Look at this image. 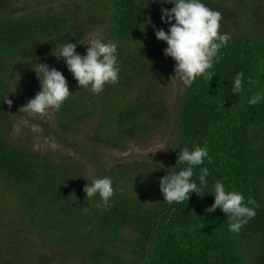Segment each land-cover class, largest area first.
Returning a JSON list of instances; mask_svg holds the SVG:
<instances>
[{
  "label": "trees",
  "instance_id": "16d2710c",
  "mask_svg": "<svg viewBox=\"0 0 264 264\" xmlns=\"http://www.w3.org/2000/svg\"><path fill=\"white\" fill-rule=\"evenodd\" d=\"M205 2L221 11L219 31L230 39L206 70L211 80L199 75L190 86L182 84L169 105L165 81L175 62L164 56L167 44L155 30L167 32L161 9L173 4L84 0L60 11L16 15L11 0H0V264H264V100L248 103L264 92V0ZM100 28L105 31L97 39L117 44L120 71L116 83L94 94L79 88L54 55L68 42L83 55L86 37ZM39 63L60 71L72 95L42 115L51 119L33 120L51 141L93 165L94 179H112L107 206L85 199L91 183L82 165L60 164L19 137L11 140L16 116L41 90ZM238 72L243 87L234 96ZM88 127L92 131L80 136ZM162 138L165 147L155 157L106 161L101 153L125 152L127 142L146 149ZM185 144L207 147L211 162L205 159L193 175L199 183L206 167L207 186L200 196L170 203L158 180L162 169L187 164L174 152ZM217 181L253 202L248 206L255 216L239 233L228 230L221 210L206 212Z\"/></svg>",
  "mask_w": 264,
  "mask_h": 264
},
{
  "label": "clouds",
  "instance_id": "9594fccd",
  "mask_svg": "<svg viewBox=\"0 0 264 264\" xmlns=\"http://www.w3.org/2000/svg\"><path fill=\"white\" fill-rule=\"evenodd\" d=\"M161 3L173 4L170 10L161 9V21L170 25L167 32L164 29L155 30L158 41L167 44L164 56L174 60L175 78H179L184 85L190 86L199 75H206L209 80L214 76L210 69L213 63H218L221 48L226 46L230 36L219 31L222 13L210 7L205 0H161ZM174 21V23H173ZM155 29V26H153ZM86 52L81 55L76 52V44L66 43L60 46L58 60L63 59L68 71L77 81L78 87L86 88L94 94L104 90L106 84H114L119 78L117 63V44L95 39L89 44ZM43 79L40 80V91L22 109L29 114H44L47 110H59L70 94L67 81L63 74L55 68L49 69L40 64ZM37 74V73H36ZM244 74L238 72L232 84V94L238 95L243 87ZM254 83L253 81H249ZM264 100V92H256L248 101L250 106ZM6 103L11 105V101ZM178 161L187 162L177 168L162 169L164 174L159 177L158 187L163 194V200L188 201L191 193L200 196L202 188L207 186L209 171L200 168L199 183L193 180L194 169L202 165L207 159L211 162L207 147L193 146L191 149L185 144L174 151ZM113 181L110 177L93 179L87 183L83 191L85 199L98 198L96 207L107 206L114 195ZM214 203L206 212L221 210L227 215L228 230L239 233L244 224L255 216V210L244 203V196L238 191H226L222 182L217 181L213 186Z\"/></svg>",
  "mask_w": 264,
  "mask_h": 264
},
{
  "label": "rangeland",
  "instance_id": "374dc122",
  "mask_svg": "<svg viewBox=\"0 0 264 264\" xmlns=\"http://www.w3.org/2000/svg\"><path fill=\"white\" fill-rule=\"evenodd\" d=\"M13 8H16V15H28L31 13H37L45 12L49 8H57L58 11L62 10L64 6H72L74 3H83L84 0H53L49 1V4L45 2V0H11ZM105 31L104 28H100L99 32H97L95 35H92V37L87 36L85 41L86 44L89 45L91 42H93L95 39L99 37V34H103ZM166 76L168 77V81H165V84L167 87V96L169 95V105L172 104L173 100L175 99V95L177 93V90L182 86V81L179 78H175L176 74L174 72V66L170 69V71H167ZM43 114H29L27 111H23L22 114H18L15 118L14 123L12 124L10 128V135L11 140L13 141L16 137L21 138L24 142H26V145L32 146L35 150H39L43 153L48 154L52 159H54L56 162L63 164L64 162L68 161V159L74 160L76 163L82 165L83 167V173L87 175L88 182H92L94 179L95 171L94 166L90 165L86 159L80 158L76 155H74V152L71 148L64 147L57 141H51L48 137H46L44 134V131L42 130L41 126H38L37 123L34 122V118H39L41 120H45V118L51 119V114H46L45 117L42 116ZM92 123H89L88 125ZM92 131V127H88L85 130H83L82 133H80V136H84L85 134ZM23 135V136H22ZM28 138V140H27ZM166 139H161L156 141L153 145H151L148 148L140 149L135 146L133 142H127L124 146V149H126L125 152H122L124 150H119L118 152H112V150H109L107 148H102L101 153H106L105 160L107 161L109 157H155L158 153H161L163 148L165 147ZM107 158V159H106ZM33 242V241H31ZM36 244L39 246L40 242L39 240L35 241ZM33 242V243H35ZM33 251H37V248ZM24 252V251H22ZM25 253V252H24ZM27 257V255H26ZM19 261V260H18ZM24 261V260H23ZM27 264H38L36 261L30 262L28 261ZM49 264V263H45Z\"/></svg>",
  "mask_w": 264,
  "mask_h": 264
}]
</instances>
